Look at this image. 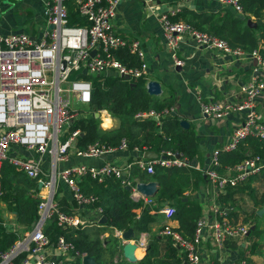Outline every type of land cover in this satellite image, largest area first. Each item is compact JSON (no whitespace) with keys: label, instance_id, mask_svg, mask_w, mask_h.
<instances>
[{"label":"built area","instance_id":"1","mask_svg":"<svg viewBox=\"0 0 264 264\" xmlns=\"http://www.w3.org/2000/svg\"><path fill=\"white\" fill-rule=\"evenodd\" d=\"M122 0H52L46 4V28L40 40H33L26 34L0 35V171L4 161H8L16 170L23 172L30 179L44 176L41 158L48 156L52 162V170L46 175L42 186L46 194L40 197L37 208V220L31 231L19 239L8 250L0 252V264H73L77 258L82 260L74 246L64 236L55 242L56 258L49 257L47 248L49 239L44 234L47 221L53 220L57 227H82L76 215L61 212L54 201L55 164L65 161L70 148L75 146L80 135L79 130L69 133L64 141H60L61 129L75 120L78 115L74 104L89 105L91 101V77H99L113 72L120 78L129 77L128 81L144 79L146 64L144 53L138 41H129L118 36L112 27L116 9ZM223 3L241 12L239 0H222ZM65 3H73L76 12L84 21L83 25L70 26ZM177 13L169 8L162 13L159 21L162 25L166 48L172 52L177 66L182 62L176 59V51L183 40L189 39L197 46L217 51L233 58H243L249 65V77L240 87L243 99L240 103L200 102V111L205 117L220 121L233 113L247 111L242 124L234 129L228 144L212 155V167H218L220 152H232L246 138L264 140V118L256 111L255 101L264 99V58L257 50L246 53L239 48H232L218 37L200 32L182 21H172ZM126 49L137 58L139 65L128 66L115 58V53ZM94 52V55L91 53ZM73 78L71 79V77ZM167 112H164L166 114ZM137 114V118L143 117ZM158 117V116H156ZM20 145L37 156L36 160L9 159L11 146ZM123 139L119 149H126ZM99 142L92 143L84 150H78L80 157H101L114 151ZM162 159L147 163L137 161L140 169L148 174L154 173V165L162 168L187 167L184 158L177 157L171 151L163 152ZM231 175L220 176L213 168L205 172L217 198L225 188L244 183L249 177L264 171V159L249 156L235 164ZM88 175L101 183L106 178H116L122 185L126 184L121 170L111 165L99 168L76 166L61 171L58 176L71 190L73 199L80 205H92L96 198L85 197L77 186V179ZM2 190L0 185V197ZM151 203V200H147ZM101 215L102 210L96 208ZM175 209L168 206L163 210L167 220L175 216ZM212 212L216 219L200 218L192 239H186L178 231L169 226L162 230V236L184 253L190 264L200 262L199 245L204 229L210 232V239L217 248H221L227 239L244 238L248 233L245 226H233L224 220L226 214L217 205ZM117 232V236H121ZM22 255L24 257L20 258ZM240 264H246L244 261Z\"/></svg>","mask_w":264,"mask_h":264},{"label":"crops","instance_id":"2","mask_svg":"<svg viewBox=\"0 0 264 264\" xmlns=\"http://www.w3.org/2000/svg\"><path fill=\"white\" fill-rule=\"evenodd\" d=\"M51 1L0 0V35L22 33L33 40L42 39L44 29L46 28V4ZM65 6L68 12L69 25H83L84 23L77 21L79 15L76 12L75 5L73 3H65ZM169 8L177 10L176 15L171 17L172 21L185 22L200 32L225 40L232 48H239L246 53L250 52L240 46H232L227 39L215 34L214 27L220 26L223 23L224 15L227 12H230L235 17H243L242 8L241 12H237L233 7L223 3L222 0H122L119 3L111 24L118 36L140 43L144 53V63L146 64L145 88L149 81L158 83L161 88V94L154 97L172 101V107L166 109L164 112L167 113L164 114L163 112L162 116L177 117L179 123L180 121H186L189 124L187 129L181 127L180 124L179 126L184 130H191L194 137L198 139V152L191 159L185 155L184 157L181 153L173 152L177 157L186 159L188 162L187 167L162 168L154 165V172L156 167L186 170L181 173V180L177 181V183L186 182V184H183L186 188L183 191L181 200L184 202L195 201L198 204L200 208L198 219L207 218L221 221L222 218L215 216L212 212L213 206L217 205L226 214L224 220L230 225L245 226L248 228L249 233L255 227L260 233L258 237H254L253 239L246 238L249 234L244 238L227 239L223 242L221 248H217L210 239V232L204 229L201 233L202 241L198 249L200 256L198 264H240L243 261L246 264H264V221L259 222L258 220L256 226L253 222L254 220H251L252 214L264 208V206L259 208L257 206L264 200V190L262 189L264 171L258 175L249 177L250 182L248 185L246 184L248 179L242 184L235 186L228 185L217 198L215 197L214 188L205 176V172L211 168L217 171L220 176L232 174L230 169L234 165L222 166L219 160L222 153L231 152L219 153L218 167H212V155L215 151H220L228 144L232 132L242 124L247 111L233 113L227 119L217 121L205 117L200 111L199 103V101L203 103L215 101L240 103L243 99L240 87L249 77V65L246 59L233 58L217 51L207 50L185 38L176 51V59L182 62L181 66H177L172 57V52L165 46L163 29L159 21L160 15ZM248 21L257 25L252 16H250ZM248 27L252 29L256 28V26ZM261 47L262 44L259 43L258 48L254 50L259 51ZM105 75L116 76L113 72H107ZM133 81L137 80L130 81L132 86H134ZM255 105L257 113L261 118H264V99H257ZM76 106H82V108H76ZM86 106L74 104L73 108L78 111V115L74 121L87 117ZM95 114H98L97 119L99 120L100 129L106 131L119 126V122L106 110H98ZM143 115L142 119L147 117H152L155 121L159 119V115L153 112L148 114L143 113ZM107 121L109 124L105 126L104 124ZM70 126L69 124L63 126L65 129L63 132L61 129L62 135L60 133V141H64L69 135L71 132ZM81 135L80 132L79 137ZM78 138L75 146L69 149L66 160L55 164L54 201L59 210L69 215H76L82 223V227H78L80 230H88L89 232L101 231L99 238L102 240V246L104 248L107 247V249L109 248V252H114V264L118 261L130 264L122 258L121 249L125 242L121 239V236H117V232L123 233L124 231L105 227L107 221L105 224H100L99 222L103 215H100L96 211V207H93L97 199L92 205L82 206L78 204L73 199L69 187L58 176L61 171L76 166L92 168H99L103 165L114 166L122 171L126 184L122 185L121 181H119L121 186L130 192L131 200L142 202L140 207L132 211L135 219H139L146 209L149 216L152 217V221L147 224V231L138 232L132 229L134 238L131 241L136 245L134 254L138 262L149 255L151 264H190L184 253L161 234L163 228L169 226L173 230L178 231L182 237L189 239L184 233L179 231L180 224L175 216L167 220L163 214V210L166 207L172 206L174 209L175 207L172 203L159 202L157 200L159 185L151 179L154 173L152 175L148 174L136 164L137 161L147 163L162 159L164 157L163 152L165 151L156 153L146 147H133L130 149L127 143L126 149L120 150L118 145L114 151L104 154V159L101 158L102 156L98 158H84L77 155ZM148 152H154L155 157L146 158ZM8 158L27 161L36 160L37 156L34 152L20 145H13L8 152ZM41 160L45 175L36 180L30 179L23 172L16 170L8 161L2 163V165L4 163L11 165L13 171L6 177V189H2L1 186L0 219L4 229L7 232L16 234L18 240L31 231L35 222L31 223L30 226L18 222L17 213L12 211L14 199L11 198L10 194H16L17 192L24 198L40 201V197L46 194L42 183L47 179L46 175L52 170L50 157L43 156ZM191 172H197L203 178L200 179L198 176L192 177ZM84 177L87 176L77 179V186L78 182ZM149 182L156 184L157 193L153 198H144L136 191V185ZM229 192L230 196H228ZM147 200H151V203H147ZM261 216L264 217V213ZM78 228H67L64 231ZM55 242H50L47 248V253L51 258H56L57 256ZM254 242L258 246L257 251L254 254L246 253V260L241 259L240 249L243 250L246 247H250ZM231 244H234L236 249H232L230 247ZM108 255L109 253L107 252L105 257H108ZM75 261H73V264ZM79 261L81 264L80 259Z\"/></svg>","mask_w":264,"mask_h":264},{"label":"trees","instance_id":"3","mask_svg":"<svg viewBox=\"0 0 264 264\" xmlns=\"http://www.w3.org/2000/svg\"><path fill=\"white\" fill-rule=\"evenodd\" d=\"M243 17H235L230 12L224 15L223 23L214 27L215 34L229 41L232 46H240L252 51L258 48L264 58V0H239ZM78 16V15H77ZM252 16L256 22V28H249L247 20ZM77 21L84 23L80 17ZM70 22V20H69ZM71 23V22H70ZM115 58L131 67L139 65L136 57L131 55L126 49H120L115 54ZM73 76L71 77V79ZM92 83L91 101L87 105V117L74 121L70 126V131L79 130L81 136L78 138L77 149L84 150L88 145L99 142L107 147H117L122 139L128 143V147L148 148L156 153L161 151H171L181 153L187 158H192L198 152V139L194 137L191 130H184L179 126L177 117L169 115L162 116L166 109L172 107L171 100H165L151 96L145 88V79L130 81L118 76L102 75L91 77ZM98 110H106L113 118L119 122V126L111 130H102L99 127V120L94 117ZM159 115L158 121L152 117L137 118V114L151 113ZM259 156L264 159V140L252 137L246 138L231 153H222L219 157L222 166H233L249 156ZM184 156V157H185ZM13 171V167L4 163L1 167V186L6 189V177ZM185 169H162L155 168L151 179L158 183L159 191L157 200L159 202L172 203L175 207V217L179 221V231L191 239L194 235L196 221L200 216V208L195 201H182L181 197L184 189L183 184L177 183L181 180V173ZM192 177H203L197 172H191ZM87 177L78 182L79 190L84 195H92L97 201L93 207L100 208L102 215L107 218L105 227L114 228L118 231L133 229L138 232L147 231V224L152 221L146 209L139 219H135L132 212L142 205L141 201L134 202L130 198V192L121 186L120 181L114 178H106L98 183ZM3 178V182H2ZM252 179V178H251ZM250 179L247 181V185ZM13 198L14 207L12 211L17 213V220L21 224L30 226L37 220V208L39 201L31 198H24L21 194H10ZM227 196V195H226ZM230 196V192L228 194ZM258 208L264 206V200L257 205ZM32 229V228H31ZM44 234L50 242H55L59 236H64L65 240L71 243L79 254L92 257L97 263L114 264V252H109V248L102 246L99 238L101 231L89 232L88 230L72 229L64 231L57 227L51 220L44 228ZM260 233L257 229L250 231L247 239L258 237ZM18 240V236L12 232H7L0 219V252L8 250ZM232 249H236L231 244ZM258 246L255 242L245 249H240L241 259L246 260V253L254 254ZM108 257H105L106 253ZM24 257L22 255L20 258ZM20 259H16L15 264H19ZM74 264H80L79 258ZM115 264H127L118 261ZM136 264H151L149 255Z\"/></svg>","mask_w":264,"mask_h":264},{"label":"water","instance_id":"4","mask_svg":"<svg viewBox=\"0 0 264 264\" xmlns=\"http://www.w3.org/2000/svg\"><path fill=\"white\" fill-rule=\"evenodd\" d=\"M247 25L250 27H255L256 25L251 23V21L247 22ZM91 55H94V52L91 53ZM125 80H129V77H124ZM146 90L149 95L152 96H159L161 94V88L160 85L154 81H149L146 84ZM95 118L98 117V114L94 115ZM72 122H69L68 124L71 125ZM180 126L183 127L184 129H187L189 124L186 121H180ZM155 153L154 152H148L146 158H154ZM102 159L105 157L102 156ZM136 191L142 195L144 198H153L156 193H157V186L154 182H149V183H139L136 185ZM264 213V208L260 209L257 214L258 216H261ZM107 221L106 217H101L100 219V224H105ZM34 225V224H33ZM249 232L247 233V235ZM134 238V232L132 229H128L124 231L121 234V239L125 242V244L122 246V258L130 263V264H136L138 260L135 257V249L136 245L132 243V239ZM81 264H101L97 263L94 258L89 257V256H84L81 260Z\"/></svg>","mask_w":264,"mask_h":264},{"label":"rangeland","instance_id":"5","mask_svg":"<svg viewBox=\"0 0 264 264\" xmlns=\"http://www.w3.org/2000/svg\"><path fill=\"white\" fill-rule=\"evenodd\" d=\"M76 108H82V106H76ZM64 129H65V127L62 128V132L64 131ZM61 135H62V133H61ZM262 189L264 190V184H262ZM251 220H254L253 222L257 226L258 220H259V222H263L264 221V217L258 216L257 212H255L254 214L251 215ZM48 223H49V221H47L45 223V227L47 226Z\"/></svg>","mask_w":264,"mask_h":264},{"label":"bare ground","instance_id":"6","mask_svg":"<svg viewBox=\"0 0 264 264\" xmlns=\"http://www.w3.org/2000/svg\"><path fill=\"white\" fill-rule=\"evenodd\" d=\"M108 124H109V122L107 121V122H105V124H104V125H105V126H107Z\"/></svg>","mask_w":264,"mask_h":264}]
</instances>
